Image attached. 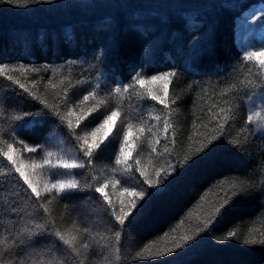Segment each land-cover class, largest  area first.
<instances>
[{
    "label": "trees",
    "instance_id": "obj_1",
    "mask_svg": "<svg viewBox=\"0 0 264 264\" xmlns=\"http://www.w3.org/2000/svg\"><path fill=\"white\" fill-rule=\"evenodd\" d=\"M244 25L256 36L244 38ZM259 40L264 0H0V264H264V130L248 120L264 71L244 60ZM167 73L165 109L135 81ZM221 108L223 130L211 118ZM112 111L86 156L81 137ZM129 131L136 145L122 170L114 163ZM51 136L84 167L68 172L76 189L37 198L3 153L11 144L17 164L40 161ZM105 182L117 214L136 201L124 226L95 191ZM69 231L79 257L56 235ZM181 235L195 239L167 253Z\"/></svg>",
    "mask_w": 264,
    "mask_h": 264
},
{
    "label": "snow or ice",
    "instance_id": "obj_2",
    "mask_svg": "<svg viewBox=\"0 0 264 264\" xmlns=\"http://www.w3.org/2000/svg\"><path fill=\"white\" fill-rule=\"evenodd\" d=\"M244 60L247 62H253V61H257L259 68L264 71V49H262L261 51H253V52H249L245 57ZM3 71V70H0ZM251 71V70H250ZM174 73H167V74H163V75H157V76H152L150 79H144V78H137L135 81L136 85H139L141 88H143L145 85L147 84H156V83H160L161 87L159 89V93H162V95H160L158 92L153 91L151 88L148 89L147 91V97H149L151 100L156 101L159 104L164 105L165 109L169 108V102H168V97H169V84L172 83V77H174ZM21 87H24L23 84L20 85ZM25 91H27V89H25ZM117 93L121 92L122 89L121 88H117L115 90ZM123 91H128V88H124ZM88 97H85V100H87ZM172 104L176 103V100L173 99L171 100ZM47 107V105H46ZM213 107H215V105H213ZM220 112L223 113V117L222 119L218 117V114L213 113V116L211 118H217L218 119V128L219 130H223L225 123L228 121L229 119V111L221 108ZM168 115H171V112L169 111ZM118 116V112L117 111H112L109 115H107V117L105 119H103L102 123H100L89 135H91L93 137V143H89L87 139H84L83 144L87 145V149L85 151V155L91 157L93 154V148H99L100 143L103 142V137L99 138V142H97V134L100 133L103 129H105V127L107 125H109V123L111 121H113V119L115 117ZM254 118H262L264 119V117H262V113L261 112H257L254 113L253 116H249L248 120L249 122H252L254 120ZM157 119H159V117H157ZM79 124V121L77 122ZM69 126H71V122H69ZM129 129H131V125L128 126ZM171 127V121L165 119L164 121V128H165V132H167V130ZM143 129H141L142 131ZM149 131H151V129H149ZM107 135V133H105V136ZM128 136L129 133H125L124 135V145L121 148V155L122 156H130L131 152L128 151L129 145H128ZM217 137L213 136L212 140H215ZM205 147H207L206 144H202L200 148H198L196 151L197 153H199L200 151H202ZM8 152H4L3 155L9 160V162L12 164L13 168L15 169V171L17 173H19V176L21 178H23L24 183L27 184L28 188H30L32 190V193L35 194L37 196V198H39L40 196V192L37 190V187L34 185L32 179L29 178V175L23 170V165L22 164H17L15 160H13L12 156L10 155V152L12 150V145L9 144L8 145ZM28 151L34 152L36 151V149L34 147H28L27 148ZM153 151H156V149H153ZM165 151H167V148H165ZM49 156H51L52 154L49 153ZM49 160L47 158H45L43 160V164H49ZM117 164L121 163L120 159L116 160ZM138 163V162H137ZM41 165H37L35 162H33L30 167H32L33 169H35L36 167H39ZM52 167H55V165H53ZM59 167L64 168L66 170H71L74 168H83L84 165L83 164H78L75 161H65V160H60L59 161ZM171 167V165H170ZM174 170V168H173ZM143 174V173H142ZM157 176L160 175V172L157 171L156 173ZM146 183L151 184V181L146 180ZM119 183V181L114 182L113 187H115V184ZM107 187V185H102V186H98L96 187L95 191L97 193H100L101 196L104 197V200L109 204V206L112 208V215L115 216V219L118 221V223L121 226L125 225V221L127 219V217L131 214L132 209L136 208V201H132L130 207H128L127 210H125L124 207H121L120 209V213L117 214L115 207L111 204V200L109 198V196L105 193L104 189ZM233 187H236L235 185H233ZM45 191H50L51 189H56L57 193H63L66 190H74L77 188V183L75 181L72 180H62V181H57L55 183L51 184V187L49 188V186L47 184H45L44 186ZM123 192H127L129 195H135V196H139L140 198H143L145 193L144 192H139V193H134V192H130L129 189L124 188ZM123 194V193H122ZM123 203V202H121ZM224 203H227V200L223 201L221 203V205L219 207H217L215 209V211L217 213L221 212V208L224 206ZM42 207H45V210L47 211L46 206L42 205ZM145 207V205H141L140 206V210L143 209ZM212 220V216L210 215L206 220L203 221L204 224V229L208 228L209 223ZM135 222V217H133L132 221H129V224L134 223ZM201 228H197L195 230L196 234H199L202 230ZM57 237L59 238L60 241L63 242L64 245H66L67 247L71 248L73 250V252L75 253V255L77 257H79L81 255L80 249L77 248L76 246V241L78 239L77 235L72 234L71 231L67 232V233H61V232H57L56 233ZM235 233H230L228 237H225V239L231 238V236H234ZM115 238L116 241L119 242L120 241V232L117 231L115 233ZM173 239L175 240V243L173 245V247H169L167 248V253L172 252L174 249H179L181 247H183L186 244H189L193 239H195V235H181L179 237L178 240L175 239V237H173ZM245 243H257L258 241H256L255 239L252 240H246L244 241ZM259 243L264 244V240H260ZM84 249H88L89 245L88 244H84L82 246ZM150 249H146V251H148ZM163 249H161L160 251L154 253L153 255L155 256H160V255H165L167 254ZM141 254L137 253V257L140 258Z\"/></svg>",
    "mask_w": 264,
    "mask_h": 264
},
{
    "label": "rangeland",
    "instance_id": "obj_3",
    "mask_svg": "<svg viewBox=\"0 0 264 264\" xmlns=\"http://www.w3.org/2000/svg\"><path fill=\"white\" fill-rule=\"evenodd\" d=\"M243 33L244 34V38L248 35H255V31L253 29H250L248 31L247 25H244L243 27ZM256 36V35H255ZM256 40V37H255ZM244 41V40H243ZM260 42L258 44H253L250 47V52L253 51H261L262 49H264V40H259ZM246 43V41H245ZM161 85L160 83H156V84H151L150 88L153 91H156L159 93V89H160ZM160 95H162V93H159ZM85 97H88V95L84 96L83 99L85 100ZM264 97V95H263ZM89 99V97H88ZM86 101V100H85ZM90 108H94L92 107V105L90 106ZM253 110V115L254 113L257 112H261L262 113V117H264V98L263 100H261V97H257V101L255 102V104H253L252 107L249 108V110ZM110 114V113H109ZM69 115H70V119L73 118L72 121L76 120V123L79 121V116H78V111L77 110H73L72 107L69 108ZM105 117H103L102 119H100V123H102L103 119H105ZM116 121V117L113 119V121H111L109 123V125H107L105 127V129H103L100 133L97 134V142H99V138L105 137V133H109L111 130L112 125L115 123ZM256 123H254L255 126H258L259 129L264 130V119L262 118H255ZM99 123V124H100ZM97 127V126H96ZM95 127V128H96ZM94 128V129H95ZM92 129V131L94 130ZM91 131V132H92ZM264 132V131H262ZM129 136H128V151L131 152V154L134 152L135 150V145H136V134L132 131H129ZM90 134V133H89ZM85 135L83 134L84 137H81V140L84 141V139H87L89 143H93V137L91 135ZM49 143H51V147L50 149L44 150L43 151V155L42 158L39 159H35L32 158L30 160L25 159L24 157H22V159L20 160L19 157L17 156V159L19 161L18 164H22L23 170L29 175V178L32 179L34 185L37 187V190L40 193L43 192H47L45 191V184H47L49 186V188L51 187L52 183H55L57 181H62V180H71V178L68 176V172L76 169H71V170H66L64 168L59 167V161L60 160H65V161H75L78 164H81L80 162H78V160L76 159L74 153H72V151L68 150L64 144L62 143V141L60 140L59 137H55V136H51L49 138ZM84 145V144H83ZM124 145V144H123ZM87 148V145H84ZM123 147V146H122ZM96 147H94L93 149H95ZM29 152V151H28ZM51 153L52 155L49 156L48 154ZM129 157L130 156H122L121 153L119 154L117 159L121 160L120 164H117L115 161V167H119L120 169H125L126 165H128L129 162ZM47 158L49 160V164H43V160ZM116 159V160H117ZM35 162L37 165H41L39 167H36L35 169H33L32 167H30V165ZM53 165H55V167H52ZM99 178V177H97ZM106 184V182H105ZM56 191V189H51L50 191ZM69 191V190H66ZM49 192V191H48ZM57 192V191H56Z\"/></svg>",
    "mask_w": 264,
    "mask_h": 264
}]
</instances>
